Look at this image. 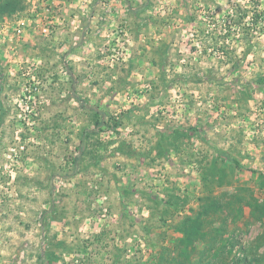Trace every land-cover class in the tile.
<instances>
[{
	"label": "rangeland",
	"instance_id": "1",
	"mask_svg": "<svg viewBox=\"0 0 264 264\" xmlns=\"http://www.w3.org/2000/svg\"><path fill=\"white\" fill-rule=\"evenodd\" d=\"M0 264H264V0H0Z\"/></svg>",
	"mask_w": 264,
	"mask_h": 264
},
{
	"label": "trees",
	"instance_id": "2",
	"mask_svg": "<svg viewBox=\"0 0 264 264\" xmlns=\"http://www.w3.org/2000/svg\"><path fill=\"white\" fill-rule=\"evenodd\" d=\"M232 161H233V163H234L236 166L239 165L237 161H235V160H232Z\"/></svg>",
	"mask_w": 264,
	"mask_h": 264
}]
</instances>
